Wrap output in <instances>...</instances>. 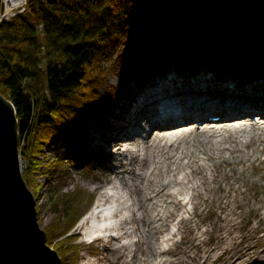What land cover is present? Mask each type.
<instances>
[{"label": "trees", "instance_id": "trees-1", "mask_svg": "<svg viewBox=\"0 0 264 264\" xmlns=\"http://www.w3.org/2000/svg\"><path fill=\"white\" fill-rule=\"evenodd\" d=\"M186 63L264 79V0H26L23 14L0 22V94L15 107L23 176L47 194L54 219L44 231L63 264L79 263L69 234L86 196L65 192L70 169L87 174L109 159L85 122L111 133L136 86Z\"/></svg>", "mask_w": 264, "mask_h": 264}, {"label": "bare ground", "instance_id": "bare-ground-1", "mask_svg": "<svg viewBox=\"0 0 264 264\" xmlns=\"http://www.w3.org/2000/svg\"><path fill=\"white\" fill-rule=\"evenodd\" d=\"M186 70L192 68H172L139 86L136 111L128 118V113L121 114L122 137L118 134L108 146L114 147L112 157L117 164L110 172L116 179L99 196L96 212L78 225L93 241L104 239L107 260L111 253L119 264L197 263L206 254L200 239L204 230L197 226L207 224L198 211L203 203H214L217 190L225 193L218 200L226 212L217 216L219 230L226 233V242L234 241L229 229L235 223V212L227 207L235 202L231 190L238 191L239 186L220 182L222 169L250 162L253 168L257 166V173H264V87L260 77L242 74L239 80L256 79V83L239 87L237 80L217 79L219 89L210 90L206 83L211 78L201 69L194 76H179ZM213 116L220 122L210 121ZM256 202L260 204L256 215L262 223L264 213L259 212L264 201ZM184 242L196 250H184L180 246ZM260 243L262 248L259 244L247 246L215 263L264 264V242Z\"/></svg>", "mask_w": 264, "mask_h": 264}, {"label": "rangeland", "instance_id": "rangeland-1", "mask_svg": "<svg viewBox=\"0 0 264 264\" xmlns=\"http://www.w3.org/2000/svg\"><path fill=\"white\" fill-rule=\"evenodd\" d=\"M209 63H212L214 67H217L216 63ZM182 65L183 66L181 67H191L192 70H186L185 72L181 71V73L185 74L179 76H194L196 74H200L203 71L204 74H206L212 79H210L206 83L210 90L211 88L214 90L219 89L217 86L219 85L217 79H221V81L237 80L239 82H235L238 84L239 87L241 85H252L256 83L254 81L260 77L259 79L262 81V86L264 87V79H262L261 77L262 74L257 70L255 71L250 69L249 71L244 73L246 76H259H255V80H247V78L239 80L241 79L242 74L238 75L235 73L224 72L222 69L213 70L210 68V66L206 65L193 66V64L191 63ZM200 69L202 71L197 73V71H199ZM170 71H168L167 74ZM160 76L162 75H159V77ZM118 81V76H112L110 78L111 86L115 85ZM177 83L178 82L173 84L177 85ZM138 87L139 86H136L123 100L125 102L126 109L132 107L130 112H127L125 110L122 111V108L124 106H122L123 101L121 102L122 104L120 103V105H118L119 108L114 114L113 119L111 121V125L114 126V129L111 133H108L107 135L103 134V132L96 125L97 123L93 118H90L84 124V129L88 132L89 135L93 137V145L95 144L94 148H97H95V150L101 151L106 155H109V159L108 161H103V159L101 158L94 159L96 163L93 164L92 168L90 169V172H88L87 174H84V171L81 169V167L71 168L70 174H68L69 177L66 182L67 187L65 188V192L72 190H80L81 192H84L86 194L84 198L83 216L76 225V227L69 234V236H72V240H75L76 244L79 245L81 248L78 264H89V261L96 262L97 264H109L110 261H113L112 257L114 256L111 253L108 254V260L110 261L104 258L105 252H103L102 250V245L105 242L104 239L91 242V240H93L94 238L86 237L85 235H83L86 230L78 229V225L82 220H84V218L87 217V215L94 214L96 212V209H94V205L97 203L99 196L101 195L103 190L109 187L110 184L113 183L116 179L115 174L110 172V167L117 164L116 161L114 162V159L112 157V149L114 147L109 148L108 146L114 141L116 137H118V134L121 135L120 137H122V132L124 131H122L121 129V124L124 121V118L121 119V116L126 115L128 113V116L125 117L128 118L132 115V113L136 111L135 107L138 102ZM254 87L256 88L258 87V85L256 84ZM123 112L125 114H122ZM256 116H258L257 113L252 115L253 118H256ZM216 119L217 117L213 116L210 118V121L216 122L215 124H217L220 121H215ZM120 169L121 168H119V170ZM233 170L235 171V174H232ZM242 172H244V174H241ZM263 174L264 173H257V166L253 168L250 162H247L245 166L230 165L222 169V173L220 174L218 180L224 185L227 184L229 187L232 183H235V186L237 187L239 186L238 191H235L234 189L231 190V199H234L235 202H231L230 204H228L227 207L229 208L228 211L233 210L235 212V223L232 224L231 228L229 229V231L231 232L230 237H234V241L226 242V233H223L219 230L221 224H219L217 216H223L226 212H224L222 208L221 201L218 200L219 198L224 197L225 193H219L217 190L216 194H213V197L215 198L214 203H203L198 211L201 218H205L207 221V224H199L197 226L201 230H204V235L200 239L202 241V247L204 248L206 254L195 264H219L215 263L217 258L220 257L223 259L230 254L241 253L247 246L259 244L258 247L262 248L263 245L260 242H264V231L259 232L257 236H255V233L258 229L264 230V221L262 223H259V217L256 215V210H258V207L260 206V204L256 201H264V179H262ZM225 176L227 177V180H225ZM96 187H98V189H95ZM34 196L37 200L39 223L41 229L44 230L45 228L51 225L54 216L49 210L47 194L41 193L39 196ZM89 196L94 197V201L91 205H89L87 200ZM259 213L263 214L264 209H262ZM172 228L175 229L174 227ZM173 229L170 228V230L172 231ZM158 237H162V235H158ZM180 246H183L184 250L187 251L194 252L196 250L195 246L191 245L190 242H184ZM178 250L180 252L183 251L182 248ZM225 251H227V253H225ZM119 263L120 261H113L111 264Z\"/></svg>", "mask_w": 264, "mask_h": 264}, {"label": "water", "instance_id": "water-1", "mask_svg": "<svg viewBox=\"0 0 264 264\" xmlns=\"http://www.w3.org/2000/svg\"><path fill=\"white\" fill-rule=\"evenodd\" d=\"M23 171L17 113L0 94V264H63L41 229Z\"/></svg>", "mask_w": 264, "mask_h": 264}, {"label": "built area", "instance_id": "built-area-1", "mask_svg": "<svg viewBox=\"0 0 264 264\" xmlns=\"http://www.w3.org/2000/svg\"><path fill=\"white\" fill-rule=\"evenodd\" d=\"M3 10L0 14V22L8 21L11 18L21 15L26 10V0H3Z\"/></svg>", "mask_w": 264, "mask_h": 264}]
</instances>
